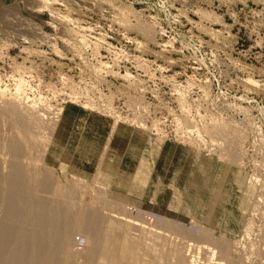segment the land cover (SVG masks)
<instances>
[{"label": "rangeland", "instance_id": "rangeland-1", "mask_svg": "<svg viewBox=\"0 0 264 264\" xmlns=\"http://www.w3.org/2000/svg\"><path fill=\"white\" fill-rule=\"evenodd\" d=\"M20 74L62 110L39 165L85 200L264 247V0H0V82Z\"/></svg>", "mask_w": 264, "mask_h": 264}, {"label": "bare ground", "instance_id": "bare-ground-1", "mask_svg": "<svg viewBox=\"0 0 264 264\" xmlns=\"http://www.w3.org/2000/svg\"><path fill=\"white\" fill-rule=\"evenodd\" d=\"M15 80L14 87L0 82V264H165L161 248L166 243L172 246L169 264H264L261 244L255 253L246 251L211 226L196 223L195 231L181 219L174 223L169 213L134 211L109 195L91 194L85 200L82 181L78 185L38 163L49 147L45 135L56 131L62 110L44 95L31 98L32 85L23 75ZM223 126L222 122L217 131ZM116 217L136 223L137 230L151 232L155 240L146 244L143 236L132 238L130 230L122 233L117 226L123 224ZM75 232L86 236L85 245L80 236L73 240ZM247 254L253 256L251 263Z\"/></svg>", "mask_w": 264, "mask_h": 264}]
</instances>
